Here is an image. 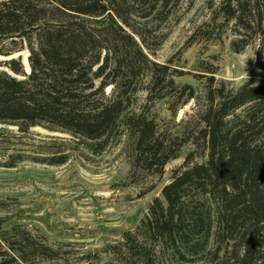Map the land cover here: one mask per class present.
<instances>
[{"label": "trees", "instance_id": "trees-1", "mask_svg": "<svg viewBox=\"0 0 264 264\" xmlns=\"http://www.w3.org/2000/svg\"><path fill=\"white\" fill-rule=\"evenodd\" d=\"M182 1L1 0L0 54L27 50L31 72L22 58L0 62V126L22 135L37 127L68 134L94 156L126 136L133 167L160 177L193 144L136 230L102 252L114 264H264V84L231 89L215 78L218 66L203 64L198 77L206 80V105L195 126L162 134L150 116L149 106L160 100L178 97L187 105L197 98L193 86L176 83L182 73L173 60L151 59L166 40L157 31ZM220 6L216 18L223 23L198 31L187 45L220 38L234 23L235 53L255 39L264 49V0H222ZM144 91L145 111L136 109ZM28 158L58 167L72 153ZM6 210L0 200V211ZM11 221L0 217V264L66 261L68 252Z\"/></svg>", "mask_w": 264, "mask_h": 264}, {"label": "rangeland", "instance_id": "rangeland-1", "mask_svg": "<svg viewBox=\"0 0 264 264\" xmlns=\"http://www.w3.org/2000/svg\"><path fill=\"white\" fill-rule=\"evenodd\" d=\"M221 1L214 0L211 9L209 0H183L157 31L166 40L151 59L160 64L173 60L182 73L175 77L176 83L180 87L193 86L197 95L187 105L185 99L177 97L149 106L150 116L162 134L182 132L199 122L206 105V80L198 77L203 64L218 66L215 78L229 83L231 89L247 82L264 84V49L260 40H253L246 47L258 50L254 58L242 64L241 54L231 49V43L239 37L235 35L234 23L224 29L220 38L211 41L196 38L187 45L198 31L216 29L223 23L221 17L216 18ZM28 57L27 50L10 58L0 54V62L22 58L25 66ZM145 105L144 91L137 95L136 109ZM173 105L176 111L171 110ZM78 144L68 134L43 127L22 135L16 128L0 126V200L9 206V210L0 211V217L9 216L11 223L24 226L54 249L69 253L65 254L66 261L50 264H114L115 259L102 251L107 246L119 245L124 233L136 230L149 206L161 197L162 189L171 182L174 172L184 166L195 146L183 147L180 158L171 161L160 177L133 167L132 141L126 136L100 156L91 155ZM57 151L72 153L71 161L53 167L33 163L28 158L41 159ZM18 156L27 159L14 169L4 167L18 160ZM195 162L202 163L203 159L196 157Z\"/></svg>", "mask_w": 264, "mask_h": 264}, {"label": "clouds", "instance_id": "clouds-1", "mask_svg": "<svg viewBox=\"0 0 264 264\" xmlns=\"http://www.w3.org/2000/svg\"><path fill=\"white\" fill-rule=\"evenodd\" d=\"M258 49L256 50H253V49H247L245 50L243 53H241V56H240V60H241V63H246V61L249 59V58H254L255 56V53Z\"/></svg>", "mask_w": 264, "mask_h": 264}, {"label": "bare ground", "instance_id": "bare-ground-1", "mask_svg": "<svg viewBox=\"0 0 264 264\" xmlns=\"http://www.w3.org/2000/svg\"><path fill=\"white\" fill-rule=\"evenodd\" d=\"M25 66H26V68H27V70H28V62H27V59L25 60ZM30 71V70H29Z\"/></svg>", "mask_w": 264, "mask_h": 264}, {"label": "water", "instance_id": "water-1", "mask_svg": "<svg viewBox=\"0 0 264 264\" xmlns=\"http://www.w3.org/2000/svg\"><path fill=\"white\" fill-rule=\"evenodd\" d=\"M28 61V60H27ZM28 69L30 70V68H29V62H28ZM31 72V70L30 71H28V73H30Z\"/></svg>", "mask_w": 264, "mask_h": 264}]
</instances>
